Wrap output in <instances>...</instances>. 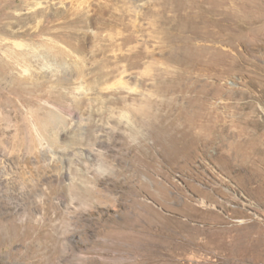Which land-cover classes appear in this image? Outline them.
Returning <instances> with one entry per match:
<instances>
[{"label":"rangeland","instance_id":"1","mask_svg":"<svg viewBox=\"0 0 264 264\" xmlns=\"http://www.w3.org/2000/svg\"><path fill=\"white\" fill-rule=\"evenodd\" d=\"M4 24L0 264H264V0H0Z\"/></svg>","mask_w":264,"mask_h":264},{"label":"bare ground","instance_id":"2","mask_svg":"<svg viewBox=\"0 0 264 264\" xmlns=\"http://www.w3.org/2000/svg\"><path fill=\"white\" fill-rule=\"evenodd\" d=\"M7 20V19H6ZM20 22V21H19ZM18 22V23H19ZM6 24H11V23H9V22H7ZM6 24H4L3 26H0V34L1 35H3L2 37H7V35L8 36H11L12 34H15V33H12V34H10L11 32V30H8L7 29V27H6ZM17 24V23H16ZM13 25V24H12ZM12 25H11V27H12ZM17 34V33H16ZM12 36H14V35H12ZM2 39V38H1ZM4 43H6V42H4V40L2 39V41H1V43L0 44H2V45H5ZM17 47H18V45H17ZM3 48V47H2ZM2 48H0V62H3L2 60L5 58V57H7V55H8V51L7 52H3V50H2ZM3 66H5V65H3ZM4 69H6V66L5 67H3ZM27 137V136H26ZM103 157V156H102ZM109 160V159H108ZM108 160H107V158H104V159H102L101 161H99V162H101V164H100V166L102 165V167H106V168H109V165H108ZM119 177V176H118ZM74 195H76V194H74ZM79 197V196H78ZM81 197V196H80ZM78 199V198H77ZM76 200V199H75ZM80 201H81V199H80ZM79 202V201H78ZM81 202H83V204L85 205L86 204V201H85V199L83 198V200L81 201ZM87 203H89V200L87 201ZM48 209V208H47ZM46 212V211H45ZM44 212V213H45ZM46 215H47V212H46ZM48 216V215H47ZM46 218V217H45ZM45 218H44V221H45ZM41 219H43V218H41ZM41 219H40V221H41ZM44 221H42L43 222V224H44ZM46 223H47V221H46ZM81 223H84V224H86V225H88V223H87V221H83V222H81ZM45 225V224H44ZM79 225V224H78ZM81 225V224H80ZM47 226V225H46ZM41 227V226H40ZM44 227V226H43ZM48 227V226H47ZM83 227V226H82ZM39 228V227H38ZM43 228H41V230H42ZM80 231V230H79ZM78 231V232H79ZM87 231V230H86ZM86 231H84L83 232V239L85 238V240L86 239H88L87 238V236L89 235V230H88V233H86ZM80 235H81V233H80ZM83 243V242H82ZM55 247H56V245H54ZM54 248V247H53ZM57 248V247H56Z\"/></svg>","mask_w":264,"mask_h":264}]
</instances>
